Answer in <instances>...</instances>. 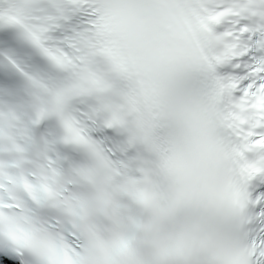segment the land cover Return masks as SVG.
<instances>
[{
  "label": "snow or ice",
  "instance_id": "1",
  "mask_svg": "<svg viewBox=\"0 0 264 264\" xmlns=\"http://www.w3.org/2000/svg\"><path fill=\"white\" fill-rule=\"evenodd\" d=\"M0 264H264V0H0Z\"/></svg>",
  "mask_w": 264,
  "mask_h": 264
}]
</instances>
